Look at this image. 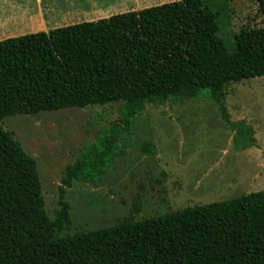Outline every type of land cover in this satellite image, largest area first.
<instances>
[{
	"label": "trees",
	"instance_id": "16d2710c",
	"mask_svg": "<svg viewBox=\"0 0 264 264\" xmlns=\"http://www.w3.org/2000/svg\"><path fill=\"white\" fill-rule=\"evenodd\" d=\"M257 1L262 26L232 38L224 6L180 0L0 41V264H264V191L61 235L74 225L67 190L99 180L148 104L208 91L227 119V86L264 77ZM113 103L123 118L68 166L51 218L37 161L3 122Z\"/></svg>",
	"mask_w": 264,
	"mask_h": 264
},
{
	"label": "rangeland",
	"instance_id": "374dc122",
	"mask_svg": "<svg viewBox=\"0 0 264 264\" xmlns=\"http://www.w3.org/2000/svg\"><path fill=\"white\" fill-rule=\"evenodd\" d=\"M176 1L180 0H135L123 11ZM214 1L226 8L225 30L230 38L243 28L262 26L257 0ZM226 94L227 119L208 91L191 100L148 104L133 132L119 138L114 158L99 180L75 181L67 190L74 225L61 235L264 191V77L229 84ZM122 108V103H113L14 116L3 122L37 161L51 218L60 208V187L68 166L123 118Z\"/></svg>",
	"mask_w": 264,
	"mask_h": 264
},
{
	"label": "crops",
	"instance_id": "0c3cea01",
	"mask_svg": "<svg viewBox=\"0 0 264 264\" xmlns=\"http://www.w3.org/2000/svg\"><path fill=\"white\" fill-rule=\"evenodd\" d=\"M134 2L135 0H0V41L108 19L127 13L123 11L124 6L133 7Z\"/></svg>",
	"mask_w": 264,
	"mask_h": 264
}]
</instances>
